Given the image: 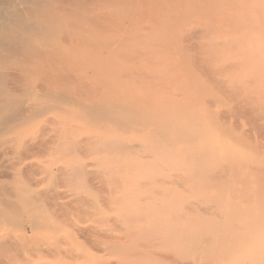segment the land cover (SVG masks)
<instances>
[{
	"label": "rangeland",
	"instance_id": "rangeland-1",
	"mask_svg": "<svg viewBox=\"0 0 264 264\" xmlns=\"http://www.w3.org/2000/svg\"><path fill=\"white\" fill-rule=\"evenodd\" d=\"M7 1L9 2L10 0H0V14L5 10ZM70 1L67 0L66 2L70 4ZM91 1L84 0L82 2L84 5L82 3L78 4L76 10L79 11L75 10L74 15L76 16L72 17L74 22H78L80 18L78 25L72 22L78 28L74 26L76 29L72 30L73 25L71 24L67 29L69 34L82 31L84 29L82 27H85L89 30L86 35L89 36V41H92V46L99 43L102 44L100 47L103 48L108 46L105 43L108 42L111 45L114 39L117 40L115 37H120L121 39V37L134 36L132 30H134L135 36L140 37V39L135 37L136 40L131 41L130 39L126 41V38L124 40V47L123 44L116 43L117 41L119 42V39L115 43H112L111 47L115 51L111 50V52L110 50L107 51L109 48L105 49L106 47L104 49L100 48L103 52L99 51V47L97 49L92 47L96 50L94 52L89 51V58L91 60L83 56L74 57L75 62L73 66L84 65L85 60L86 64L99 75L97 76V80L93 78L95 84H102V81L98 77H108L111 72L117 78L118 85H120L118 87L116 85L115 93L112 98H109L110 103L125 107L120 109L121 112H126L133 116L137 114L138 118H140L139 120H142L144 124L139 123L129 130H120L107 125H99L97 127L84 119V113L80 107L67 106V108L64 106L63 109L65 110L59 111L57 109L26 125H11L14 127L13 130H15L13 132L8 131V133L6 131L8 128L12 129L11 126L4 128L1 131L4 132L0 134V196L2 194L1 197L5 198L3 200L1 198L0 200L1 209L6 212L8 209L12 211L16 208H14V204L16 206L18 196L17 194L14 196L16 193L14 191L18 188L21 192L19 190L17 193L21 195L25 191L24 196L40 206L38 207V209H41L38 211V216L44 220L47 227L45 226L40 231L32 232L29 226L22 227V230L9 223L1 226L0 264H241L244 258L246 264H259L261 259L259 263L255 259L249 260L247 263L246 259L248 257L251 258L255 251V253L260 251L262 255L264 254V220H262L264 218V62L260 64V61L264 59V25H262L264 23V1L261 4L257 2L258 0H244L239 5L238 0H222V2L221 0H212L209 1L210 4H208V0H195L197 1L195 3H193L194 0H188V5L192 3L196 5V8L191 6L189 9L188 2L186 3L187 0H169L173 1L172 3L168 2V0L164 2L163 0H159V4L163 2L164 5L162 4V8L158 5L157 8L160 10L164 9L156 11L157 8L154 6H157V2L155 4L152 1L154 4L152 5L151 1L148 0L150 4L147 3V6V4H142L146 2L145 0H137V9L136 7H132V5L135 6L132 2L125 4L122 0H118L117 3H120V5L116 6L122 8V12L119 9L118 13L122 15V13H125V10H131L127 11L131 12L130 16L128 15L129 13L123 14L124 17L126 16L125 20L122 19L123 16L119 18L120 14L118 15L119 17L115 15L114 12L117 14V11L114 10L116 6L115 8L112 7V11L108 13L99 11L101 17L98 14H93V16L90 13L88 16L82 10L97 7ZM236 1H238L236 5L242 7L244 11L241 8H239L241 11H238V7L234 4ZM248 3L256 5H254L255 7L252 6L253 10ZM59 4H61L60 0ZM69 4L67 5L68 8ZM71 5L72 7L74 6L73 4ZM207 5L211 6L208 7ZM62 6L64 7V5ZM82 6L83 8H81ZM85 6L88 8H85ZM183 6L186 9H183ZM206 6L209 8L207 12ZM234 7L236 10H234ZM192 8L197 11L192 10ZM245 8L248 9V12ZM136 9L138 14L135 12ZM170 9H174L175 13ZM214 9L219 12L217 16L213 13ZM223 12L227 13L224 14ZM162 13L168 14L167 17H172V19L178 16L181 18H176L178 22L174 20L172 22V19L168 18L169 22L167 17L164 16L166 21L164 20L163 24L161 17L164 14ZM78 15L81 16L78 17ZM131 16L135 20H131ZM84 18H88L87 20L90 21V24ZM107 23L109 24L107 25ZM166 23H169L171 26ZM172 23H175L173 24L175 27L172 26ZM238 23H241L242 26L240 25L239 27ZM117 24H120L122 27L120 25L118 27ZM140 24H144V29ZM176 24H179V26ZM94 25L97 27L93 29ZM134 26L136 29L133 28ZM257 27L260 28L258 29ZM100 28L104 30L108 29L105 33ZM213 28H217V30H211ZM168 29L170 30L168 31ZM153 30H156V32ZM160 31L165 32L166 35ZM92 35L96 36L95 40L99 39V41H95ZM159 35L162 40L158 38ZM107 36H111L114 39L111 40ZM151 36L156 38H152ZM106 38L112 42L110 43ZM157 40H159V45H162L163 49L159 48V45V47L157 46ZM249 41H258L260 45L244 56L245 60L240 62L241 58H237L243 51L249 49L248 44L246 45L245 43ZM156 42L157 44H155ZM92 48L90 49L92 50ZM148 49L152 52L156 51V55H148H154V58H145V52H148L146 51ZM136 50L139 55L141 53V56L137 55ZM100 52H105V55L111 53L110 55H114V57L123 54L124 58L121 61V58L119 59L118 57H122L123 55L118 56L119 63L109 62L105 66L98 65V67L95 66L94 62ZM127 53L129 55L136 54V56H132L133 59H128V61L126 57L129 55ZM125 55L127 56L125 57ZM164 55L166 61H161L165 59ZM149 58H152V60ZM124 59L128 62H125ZM148 59L150 61H147ZM255 63L258 64L256 65ZM124 64H127L130 70L126 65L122 68L121 66ZM119 66L122 71L119 70ZM117 67L119 68L117 69ZM123 70H125L124 73ZM119 71L122 73L124 80L120 77ZM134 73L136 75L142 74L143 77L136 76ZM73 75L70 72L69 78L74 79L75 76ZM161 76L165 78L162 82L161 80L164 78L160 79ZM77 77L79 78V75ZM77 77L74 81L76 84H80L81 77L80 79ZM141 77L143 80H141ZM10 80L13 81V79H9V81L7 79L4 82L5 86L8 89L14 88L17 91V87L15 88L14 85L18 86L19 83L14 84L13 82L11 84ZM144 80L147 82H143ZM154 81L157 83L159 81L161 83L166 81V84H158V87ZM103 82L108 83L106 81ZM126 84L127 86H125ZM98 85L100 84H97V87ZM143 85H150V87L144 88ZM161 85L166 86L168 89H164H167V91L163 88V90L160 89ZM122 87L129 91L123 90ZM142 90H146L147 94L145 93L146 91ZM166 92L169 95L167 93L166 96ZM0 97L2 98L1 95ZM168 99H172V102H169ZM160 113L163 114V117H161ZM166 113L167 116L164 117ZM181 117L186 120L189 119L188 122L185 119V121H182ZM168 118H171L170 121ZM149 119H155L158 124L156 125L157 122H154L149 127L148 125L146 126L145 123ZM185 122L188 124H185ZM101 137L107 138L109 141L117 140L116 142H118L120 140L122 141H119L120 144L143 146L138 150V156L136 155L133 158L122 161L111 160L112 157L108 158L107 155L101 156L104 154L102 150L101 152L99 150L100 145L96 146L94 142L95 139L98 140ZM188 150L190 151L187 152ZM149 151L151 152L148 153ZM152 151L157 155V158L161 159L159 170L156 171L153 165L144 169H138L136 165L142 164L146 157H150V155L154 157ZM157 151L162 153V155L159 153V156ZM192 151H196L197 156H202L203 154L202 160L206 161V164L208 163L206 167L212 166V169L206 171L205 162L197 164L201 157L198 158L199 160L197 159V162L195 159L188 160L190 157L188 158L187 156H195V152L191 154ZM163 153L172 157L167 156L168 160H166V155L164 156ZM143 155L145 158L142 157ZM206 155L209 156L208 159L205 158ZM182 156H184L183 159ZM188 161H190L189 165L191 164L193 168L191 170L195 171L194 168H196V170H199H197V174H201V176L198 174L200 177H197L194 183L189 181L193 179L194 172L191 171L192 174L189 170L191 167H187ZM193 164L194 166L197 164V166L194 167ZM133 165L135 166L134 171H132ZM222 165H225L226 169ZM164 166H166V171ZM198 166L200 167L198 168ZM174 168L177 171H174ZM113 169L119 173L116 178L112 177L110 172L108 173V171ZM220 169L221 174L224 173V170L225 172L227 171L224 173L227 174L224 175L225 177L223 176L224 179L218 177L221 174L216 173ZM185 170L189 171H187L188 174ZM164 171L168 173V176L171 175L172 177L174 173H178L175 176L182 175L178 180L174 176L175 181H171L174 177L170 176V178H166L167 173L164 174ZM236 172L239 173L237 176L239 180L233 176L234 174L237 175ZM190 173L192 174V179L189 178L191 176ZM214 173L217 177L212 176ZM209 174L211 175L210 177H215L214 181L216 180L218 185L214 181L213 183L217 187L214 185L215 188H213L212 183V186L208 184L210 187H207L210 189H207V194L203 196L204 193H201L200 189H203V187L199 185L207 183L206 181L212 179L206 177ZM162 177L168 182L166 183ZM187 177L189 180H186ZM152 178L154 180L162 179L166 184L169 181H171V184L175 182L173 188L176 190L171 187L173 189L169 192L171 194L166 193L168 194V198L160 192L162 193L161 197L160 193L157 194L158 190L163 191L164 189H159L157 182V185L151 183ZM182 178L185 184L188 183L189 188L179 181ZM221 178L223 181L225 179L231 181L227 183V188H225V183L228 180L222 183ZM16 179L17 182H15ZM8 180L9 182H7ZM10 181H12L11 187L9 185ZM178 181L181 185L178 184L177 187L176 182ZM221 184L225 188L223 190H226L223 194L221 190L222 186L219 187ZM182 185L185 188L181 187ZM168 188L170 187L167 186ZM178 188L180 192L183 188L185 191L187 189L190 194L188 191L185 192L184 189L183 193L177 194ZM167 189L165 192L169 191ZM220 190L222 191V195L219 193ZM204 191L206 193V190ZM243 191L245 195L242 194ZM240 192L241 195H244L243 198L241 196L239 198ZM229 193L233 194V199ZM215 195L218 197H215ZM209 196L212 199L214 198L213 203L210 202L211 198H207ZM26 197L25 199H28ZM234 198L236 199L235 201ZM215 199L218 202H215ZM198 200L201 201L198 203L199 206H197ZM240 200L244 202L250 201L248 202L250 204L240 202ZM232 202L240 204V209L238 210L237 208L234 211L233 206L230 208V204L233 205ZM203 203L211 207L209 208V206ZM213 204L218 207H214ZM203 205L206 207L204 208ZM246 205L250 209V213L252 212V214H248L250 217L254 216L253 218H250L246 213V211L249 212L248 209L245 210ZM188 206L192 209L188 210ZM258 208L260 210L263 209L261 210L263 211V215H261ZM198 209L200 212L197 211ZM210 210L218 211L211 212ZM243 210L245 211L242 212ZM11 211L8 210V212ZM41 211L43 213L39 214ZM194 211L197 214H194ZM237 212H240V215ZM241 212L243 216L245 214L248 216L250 226L247 225L248 223H245L246 215L243 222L242 218L239 219ZM44 213L46 216H44ZM229 213L231 216H226ZM47 215H52V217L54 215V219L52 217L50 219L48 216L50 219L48 220L46 218ZM43 216L46 219L42 218ZM260 220L262 221L260 222ZM243 223L247 225L246 230L251 229L249 233L252 232L248 233V237L245 235L246 239L242 236L244 234L240 235L241 233L239 232H245V234L248 232L244 229L245 225ZM242 227L244 232L241 230ZM226 230L229 232L227 233ZM193 233L194 235H191ZM228 234H234L235 236L233 238L231 235L228 236ZM235 237L236 240H234ZM262 258L263 261L260 264H264V257Z\"/></svg>",
	"mask_w": 264,
	"mask_h": 264
},
{
	"label": "bare ground",
	"instance_id": "bare-ground-1",
	"mask_svg": "<svg viewBox=\"0 0 264 264\" xmlns=\"http://www.w3.org/2000/svg\"><path fill=\"white\" fill-rule=\"evenodd\" d=\"M67 1V0H66ZM66 1H61L60 0V2H61V4L62 5H64V7L61 5V4H59V0H10L9 2H8V4H7V2H6V4L5 5H7L6 6V8H4L5 10L0 14V95L2 96V98L0 97V99H2L1 100V102H0V134L1 133H3V132H1L2 130H4V128H8V127H10L11 125L13 126V125H18V126H21V125H26L27 123H30V122H32V121H34L35 119H37V118H39V117H41V116H44V115H47V114H49V113H51L52 111H55V110H59V111H62V109H63V107L64 106H71V107H75V108H78V107H80L82 110H83V113H84V119H86L88 122H90V123H92L94 126H97V127H99V125H107V126H113V127H116V128H118V129H120V130H129L130 128H132L133 126H136L137 124H139V123H142V124H144L143 123V121L141 120H139L140 118H138V116H137V114H136V116H133V115H129V114H127L126 112H121L120 111V109L121 108H125V107H122L121 105H116V104H111L110 103V99L109 98H112V96H113V94L115 93V90H116V85H117V87L120 85H118V83H117V78L110 72L109 73V76L108 77H105V76H103V77H98V79L99 80H101L102 81V84L101 83H97V84H100V85H98V87H97V84H95V80L93 81V78H96V80H97V76H99L98 74H96L97 72L95 71V70H93V69H91L90 67H89V65L88 64H86V61L84 60V65L82 64V65H76V66H73V63L75 62V60H74V57H78V56H83V57H85V58H87L88 60H91L90 58H89V51H92V52H94V50H96L98 47H99V51L101 50L100 48H103V47H100L102 44H99V43H97L95 46H92V41H89V36H87L86 35V33H87V31H89L88 29H86L85 27H82V28H84L82 31H78V32H74V33H70L69 34V32L67 31V29L71 26V24H72V22H74L73 21V19H72V17H74V16H76V15H74L75 14V10L77 9V7H78V4H80V3H82V2H84V0H71L70 2V4H69V2H66ZM93 1V3H94V5L96 6L97 5V7H95V8H88V7H86L85 6V8H88L89 10H85V9H83L82 11H84V13L85 14H88V16L91 14V15H93V14H98L99 15V11H102V12H105V13H108V12H110V11H112L111 9H112V7H114L115 8V6L116 5H120V3L118 4L117 2H118V0H92ZM91 1V2H92ZM133 1H135V2H133ZM140 1V0H139ZM143 1V0H142ZM146 2L145 3H142V4H147V3H149L150 4V1H151V4L152 5H154L153 4V2L156 4V2L158 3L157 4V6H154V7H158V5H160L159 7L160 8H162L163 7V2L165 1V0H163V2H161V4H159L160 3V1H162V0H150V1H148V0H145ZM153 1V2H152ZM190 1V0H189ZM189 1L187 0L186 1V3H187V5L189 4ZM193 1V0H192ZM201 1V0H200ZM205 1H207V0H205ZM209 1H212V0H208L207 2H209ZM227 1V0H226ZM239 1V5H241V1H244V0H238ZM238 1H236V3H234L235 4V6H237L236 4L238 3ZM250 1V0H249ZM255 1V0H254ZM262 1H264V0H258L257 2L258 3H261L262 4ZM3 2V1H2ZM62 2H64V3H62ZM66 2V3H65ZM122 2H125V4L127 3V4H129V3H133V4H135V6H133L132 5V7H136L137 9H138V6H137V0H122ZM168 2H173V1H169L168 0ZM177 2V1H176ZM176 2H174L175 4H176ZM195 2H197V1H195L194 0V2L193 3H195ZM206 2V3H207ZM219 2V1H218ZM221 2H222V0H221ZM220 2V3H221ZM232 2V1H231ZM3 3H5V2H3ZM69 4V8H68V4ZM96 3V4H95ZM186 3H185V5H186ZM191 4V5H188V7H189V9H190V7L192 6V7H195L196 8V5H194V4ZM246 3V2H245ZM256 3V2H255ZM2 4V3H1ZM65 4H66V6H65ZM71 4H73L74 6L72 7V5ZM83 5H84V3H82ZM140 4V3H139ZM138 4V5H139ZM163 4V5H162ZM197 4V3H196ZM201 4V3H200ZM208 4H210V2L208 3ZM219 4V3H218ZM251 5V3H248V5ZM3 5V7H5L4 6V4H2ZM60 5V6H59ZM75 5H77V6H75ZM88 5V4H87ZM177 5V4H176ZM184 5V4H183ZM184 5V6H185ZM230 5H231V3H230ZM247 5V6H248ZM255 4H253V5H251V8H252V6H254ZM118 6H116V9H114V10H116L117 11V14H116V12H114V10H113V12L115 13V15L117 16V17H119V18H121V16H123V14H125V13H129V12H127V11H131V10H123L125 13H122V15L120 14V13H118L119 11V9H121L120 11L122 12V8L121 7H118ZM147 6H148V4H147ZM166 7H167V5H165ZM183 6V9L185 8L186 9V7H184ZM208 7H210L211 5H207ZM206 6V12H207V9H209L208 7ZM256 6V5H255ZM254 6V7H255ZM263 6V5H262ZM67 9H66V8ZM72 7V8H71ZM166 7H165V10H166ZM172 7H173V4H172ZM187 7V8H188ZM214 7H216L215 5H214ZM213 7V8H214ZM231 7V6H230ZM238 7V11L240 10L239 8H241V10H243V8L242 7H239V6H237ZM248 7H250V6H248ZM247 7V8H248ZM261 7V6H260ZM71 8V10H69ZM81 8H83V6L81 7ZM118 8V9H117ZM147 8V7H146ZM149 8V7H148ZM201 8V7H200ZM217 8V7H216ZM223 8V7H222ZM235 8V7H234ZM247 8H245L246 10H247V12H248V9ZM250 8V9H251ZM92 9V10H91ZM137 9L135 10V12L137 11ZM164 9V8H163ZM163 9H161V10H163ZM197 9H198V7H197ZM233 9V8H232ZM249 9V10H250ZM256 10H257V8H255ZM157 10H160V9H156V11ZM160 10V11H161ZM168 10H169V8H168ZM171 10V9H170ZM173 10V12L175 13V11H174V9H172ZM171 10V11H172ZM192 10H196V9H194V8H192ZM234 10H236V8L234 9ZM240 10V11H241ZM252 10H253V8H252ZM264 10V9H263ZM76 11H79V10H76ZM187 11V10H186ZM197 11V10H196ZM209 11V10H208ZM214 12L213 13H215L216 14V16H217V14L219 13L218 12V10H216L215 11V9L213 10ZM220 11H222V10H220ZM244 11V10H243ZM134 12V11H133ZM134 12V13H135ZM166 12V11H165ZM204 12V11H203ZM246 12V13H247ZM250 12H251V10H250ZM83 13V12H82ZM90 13V14H89ZM131 13V12H130ZM130 13L128 14L129 16H130ZM133 13V15L135 16V14ZM137 13V12H136ZM159 13V12H158ZM224 14L225 13H227V12H223ZM254 13V12H253ZM260 13V12H259ZM79 14H81V13H79ZM104 14V13H103ZM110 14V13H109ZM120 14V15H119ZM138 14V13H137ZM162 14H164V13H162ZM171 14H173V13H171ZM203 14H205V13H203ZM215 14H213V15H215ZM221 14V13H220ZM219 14V15H220ZM223 14V15H224ZM240 14V13H239ZM250 14H252V13H250ZM81 15H83V14H81ZM81 15H78V17L79 16H81ZM106 15V14H105ZM112 15V14H111ZM119 15V16H118ZM132 15V14H131ZM132 15V16H133ZM146 15H148V14H146ZM187 15V14H186ZM262 15V14H261ZM94 16V15H93ZM97 16V15H96ZM100 16V15H99ZM132 16H131V20H135V19H132ZM134 16H133V18H134ZM164 16H168V14H164L163 15V17H161V22L163 23V21L165 20L164 18ZM184 16V15H183ZM254 16V15H253ZM85 17H87V16H85ZM101 17V16H100ZM126 17V16H125ZM124 16H123V18L122 19H124L125 18ZM142 17H144V16H142ZM179 17V16H178ZM178 17H174V19H172V17L171 18H169V17H167V20H168V18L169 19H172V22H173V20L174 21H177L178 19H176V18H178ZM190 17H192V16H190ZM207 17V16H206ZM241 17V16H240ZM244 17H246V16H244ZM256 17V16H255ZM130 18V17H129ZM179 18H181V17H179ZM188 18V17H187ZM236 18H237V16H236ZM235 18V19H236ZM247 18V17H246ZM262 18V17H261ZM86 18H84V20H85ZM88 19V18H87ZM86 19V21H89V20H87ZM122 19H119V20H122ZM189 19V18H188ZM187 19V20H188ZM230 19V18H229ZM238 19V18H237ZM240 19V18H239ZM249 19H250V17H249ZM248 19V20H249ZM77 20V19H76ZM117 20V19H116ZM125 20V19H124ZM128 20V19H127ZM130 20V21H131ZM262 20V19H261ZM264 20V19H263ZM262 20V21H263ZM79 21H80V18H79ZM78 21V22H79ZM97 21V20H96ZM106 21V20H105ZM129 21V22H130ZM166 21V20H165ZM164 21V22H165ZM169 22H170V20H168ZM185 21V20H184ZM77 21H75L74 23L76 24V25H78V22L76 23ZM100 22V21H99ZM102 22V21H101ZM123 22V21H122ZM157 22V21H156ZM161 22H159V23H161ZM178 22V21H177ZM258 22V21H257ZM94 23V22H93ZM105 23V22H104ZM131 23V22H130ZM129 23V24H130ZM159 23H157V24H159ZM212 23V22H211ZM88 24V23H87ZM89 24H90V21H89ZM109 23H107V25H108ZM121 24V23H120ZM119 24V25H120ZM145 24V23H144ZM143 24V25H144ZM164 24V23H163ZM167 24V23H166ZM169 24V23H168ZM167 24V25H168ZM173 24H175V23H172V26L173 27H175ZM239 24V27H240V25H241V23H238ZM253 24V23H252ZM254 24H256V23H254ZM73 26V28H71L72 30L73 29H76V28H74V26H76V25H74V24H72ZM92 25V24H91ZM99 25V24H98ZM119 25L117 24V26L119 27ZM122 25H124V24H122ZM141 25V24H140ZM143 25H141V27L143 26ZM159 25H162V24H159ZM177 26H179V24H176ZM249 25V24H248ZM262 25H264V23L262 24ZM95 27H92L93 29L94 28H96L97 26L96 25H94ZM103 26V25H102ZM101 26V27H102ZM104 26H106L105 24H104ZM103 26V27H104ZM111 26V25H110ZM113 26V25H112ZM121 26V25H120ZM125 26H126V24H125ZM164 26H166V25H164ZM169 26H171L170 24H169ZM242 26V25H241ZM245 26V25H244ZM247 26V25H246ZM253 26V25H252ZM77 28H78V26H76ZM108 27V26H107ZM122 27V26H121ZM120 27V28H121ZM126 27H128V26H126ZM137 27V26H136ZM140 27V28H141ZM144 27L145 26H143V29H144ZM149 27V26H148ZM173 27H171V28H173ZM79 28H81L80 26H79ZM81 28V29H82ZM125 28V27H124ZM133 28H135V26L133 27ZM222 28V27H221ZM258 28V27H257ZM260 28V27H259ZM258 28V29H259ZM262 28V27H261ZM90 29V28H89ZM108 29V28H107ZM107 29H101L100 28V30H104V32L106 33V30ZM116 29L118 30V28L116 27ZM136 29V28H135ZM148 29V28H147ZM215 28H213V29H211V30H214ZM250 29V28H249ZM255 29V28H254ZM91 30V29H90ZM99 30V29H98ZM98 30H96L97 32H99ZM120 30V29H119ZM141 30H142V28H141ZM164 30H165V28H164ZM167 30V29H166ZM170 29H168V31H169ZM172 30V29H171ZM215 30H217V28L215 29ZM67 31V32H66ZM102 31H101V33H102ZM111 31H112V29H111ZM136 31V30H135ZM147 31V30H146ZM151 31V30H150ZM154 31V30H153ZM152 31V32H153ZM167 31V32H168ZM208 31V30H207ZM210 31V30H209ZM222 31V30H221ZM71 32V31H70ZM109 32V31H108ZM113 32V31H112ZM125 32V31H124ZM154 32H156V30L154 31ZM153 32V33H154ZM159 32V31H158ZM161 32V31H160ZM211 32V31H210ZM209 32V33H210ZM213 32V31H212ZM132 33L134 34V36L133 35H131L130 37H128V36H126V38L128 39H126L125 37L123 38V37H121V39H120V37L118 38V37H115L114 35H113V37H115V38H117V40H119V42L116 40V39H114V38H111V36L110 37H108L109 39H114L113 40V42L111 41V40H108L107 38H106V40H108V41H110V43L112 42V43H115L116 41V43H119L120 45H122L123 44V47H124V40L126 39V41H129L130 39H131V41L132 40H136V38L137 39H140V37L138 38L137 36H135V33H134V30H132ZM161 33H165V32H161ZM208 33V34H209ZM247 33V32H246ZM104 34V33H103ZM114 34H115V32H114ZM130 34V33H129ZM128 34V35H129ZM155 34V33H154ZM158 34V33H157ZM169 34V33H168ZM165 35H166V33H165ZM164 35V36H165ZM93 37H94V40L96 39V36H94V35H92ZM133 36V37H132ZM140 36V35H139ZM150 36V35H149ZM155 36H156V34H155ZM221 36V35H220ZM98 37V36H97ZM132 37V38H131ZM136 37V38H135ZM152 37V36H151ZM141 38H143V37H141ZM152 38H156V37H152ZM160 40H162L161 39V37H160V35H159V37H158ZM162 38H163V36H162ZM174 38V37H173ZM149 39V38H148ZM151 39V38H150ZM170 40H172V39H170ZM259 40V39H258ZM95 41H99V39L98 40H95ZM102 42H103V40H101ZM120 41H122V42H120ZM168 41H169V39H168ZM104 42H107V41H104ZM135 42V41H134ZM157 42H158V44H157ZM157 42L155 43V44H157V46L159 45V40H157ZM260 42H261V40H260ZM91 43V44H90ZM112 43H111V45H109V43L107 42V43H105V45L107 44L108 46L106 47L105 45H103V46H105L104 48L105 49H107V48H109V49H107V51H109L110 50V52H111V50L112 51H115V50H113L112 49ZM132 43V42H131ZM137 43V42H136ZM135 43V45H137ZM149 43H151V42H149ZM148 43V44H149ZM170 43V42H169ZM246 43V45L248 44V46H249V49L247 50V51H243L241 54H240V56H238V58L237 59H239V58H241L240 59V62H243L244 60H245V57L244 56H246V55H248L250 52H252V50H254L255 48H257V47H259V42L258 41H256V42H245ZM262 43V42H261ZM147 44V43H146ZM154 44V45H155ZM166 44V43H165ZM98 45V46H97ZM129 45V44H128ZM150 45V44H149ZM167 45H169L168 43H167ZM97 46V47H96ZM117 46V45H116ZM151 46V45H150ZM149 46V47H150ZM157 46H155V47H157ZM160 46V47H159ZM158 47L159 48H162L161 46L162 45H159ZM88 49H87V48ZM92 48V47H95V48H92V50L90 49V48ZM167 47V46H166ZM103 48V49H104ZM111 48V49H110ZM117 48V47H116ZM127 48V47H126ZM241 48V47H240ZM139 49V48H138ZM163 49V48H162ZM117 50H118V48H117ZM122 50V49H121ZM126 50V49H125ZM132 50V49H131ZM140 50V49H139ZM159 50V49H158ZM102 51V50H101ZM146 51H148V52H145L146 53V57L145 58H147V57H153L154 58V55H156L155 54V52H152L151 50H146ZM150 51V52H149ZM165 51V50H164ZM97 52H98V50H97ZM103 52V51H102ZM126 52V51H125ZM136 52H137V50H136ZM99 53V52H98ZM105 53V52H104ZM104 53H101L100 52V54H98L99 56L96 58V61L94 62V64H95V66H98V65H103V66H105V64H107V63H119L118 61H119V59L121 58V61L123 60V58H124V55L122 56V55H118V56H122V57H114V55H110L109 53L107 54V55H105ZM92 54V53H91ZM142 54H144V53H142ZM149 54H154L153 56L152 55H150V56H148ZM172 54V53H171ZM127 55H129L128 53H127ZM127 55H125V57L127 56ZM137 55H139V53L137 52ZM130 56H131V58H130ZM132 56H136V54H132V55H129L128 57H126L127 58V60L129 59V60H131V59H133V57ZM139 56H141V53H140V55ZM143 56V55H142ZM138 58V57H137ZM164 58L165 59H163V60H161V61H166V57H165V55H164ZM134 59H136V58H134ZM141 59H142V57H141ZM150 60H152V58H149ZM147 60V61H150V60ZM127 60H125L124 59V61L125 62H128ZM242 60V61H241ZM146 61V62H147ZM124 62V63H125ZM145 62V63H146ZM155 62V61H154ZM160 62V61H159ZM264 62V59H262L261 61H260V64H262ZM144 63V64H145ZM158 63V62H157ZM90 64V63H89ZM123 64V63H122ZM128 64V63H127ZM127 64H124L123 66H121L122 68L126 65V67L128 66ZM133 64V63H132ZM150 64H152V63H150ZM160 64H162L161 62H160ZM184 64V63H183ZM230 64V63H229ZM256 65L258 64V63H255ZM117 66V65H116ZM133 66V65H132ZM143 66V65H142ZM99 67V66H98ZM120 67V66H119ZM119 67H117V69L119 68ZM121 67L119 68V70H121L122 71V69H121ZM146 67H148V66H146ZM157 67H159L158 65H157ZM156 67V68H157ZM128 68V67H127ZM129 70H130V68H128ZM146 69V68H145ZM144 69V70H145ZM124 71L125 70H123V73H124ZM128 71V70H127ZM133 71H135V70H133ZM140 71V70H139ZM146 71V70H145ZM73 73L74 75L73 76H75V78L79 75V78L78 79H80V77H81V81H80V84H76V82L74 81V79H70L69 78V73ZM154 72V71H153ZM99 73V72H98ZM119 73H120V71H119ZM136 73V72H135ZM134 73V74H135ZM142 73V72H141ZM76 74H77V76H76ZM103 74V73H102ZM121 74V78L123 79V77H122V73H120ZM138 74V73H137ZM143 74V73H142ZM142 74L141 75H136V76H142ZM154 74H155V72H154ZM153 74V75H154ZM157 75V74H156ZM123 76L125 77V75L123 74ZM131 76V75H130ZM145 76H147L146 74H145ZM149 76H152V75H149ZM132 77V76H131ZM130 77V78H131ZM134 77V76H133ZM143 77V76H142ZM141 77V80H143V78ZM154 77V76H153ZM157 77V76H156ZM155 77V78H156ZM127 78V77H126ZM144 78H146V77H144ZM159 78V77H158ZM162 78H164V77H160V79H162ZM8 79V81H9V79H13V81L12 80H10V82H12L11 84H13V82H14V84L15 83H19L18 84V86L15 84L14 86H15V88L17 87V91H16V89H14V88H11V86L10 85H8L11 89H8L6 86H5V84H4V82H6V80ZM134 79H136L135 77H134ZM148 79H150V78H148ZM15 80V81H14ZM124 80V79H123ZM151 80H152V78H151ZM157 80V79H156ZM165 80V78L163 79V80H161V82L162 81H164ZM100 81V82H101ZM103 81H106V82H108V83H104ZM138 81V80H137ZM149 81V80H148ZM167 81V80H166ZM165 81V82H166ZM142 82V81H141ZM143 82H147V81H143ZM150 82V81H149ZM152 82H153V80H152ZM151 82V83H152ZM155 82V81H154ZM160 81L157 83V82H155V84L157 83V86H158V84H164L165 82H163V83H161ZM127 83H128V81H127ZM135 83V82H134ZM138 83V82H137ZM10 84V83H9ZM130 84V83H129ZM142 84V83H141ZM166 84V83H165ZM164 84V85H165ZM123 85H124V83H123ZM131 85V84H130ZM130 85H128V86H130ZM138 85V84H137ZM153 85V84H152ZM125 86H127V84L125 85ZM144 86V85H143ZM156 85H155V87H157ZM91 87V88H90ZM142 87V86H141ZM145 87H150V85H148V86H144V88ZM159 87V86H158ZM157 87V88H158ZM172 87V86H171ZM90 88V89H89ZM124 87H122V89H123ZM164 89V88H167L166 86H160V89ZM14 89V90H13ZM133 89H134V87H133ZM137 89V88H136ZM147 89V88H146ZM162 89V90H163ZM168 89V88H167ZM167 89L165 90V91H167ZM88 90V91H87ZM123 90H127V89H123ZM139 90V89H138ZM148 91H149V89H147ZM156 90V89H155ZM159 90V89H158ZM127 91H129V90H127ZM142 91H146V90H142ZM161 91V90H160ZM171 91V90H170ZM106 92H108L107 94H106ZM152 92V91H151ZM134 93H136V92H134ZM146 94H147V91L145 92ZM153 93V92H152ZM168 92H166L165 93V95L167 94ZM149 94V93H148ZM168 95H169V93H168ZM167 96V95H166ZM177 97V96H176ZM155 98V97H154ZM172 98V97H171ZM175 98V97H174ZM166 99H167V97H166ZM123 100V99H122ZM168 101L170 102H172V99L171 100H169L168 99ZM161 102H162V100H161ZM169 102H168V105H169ZM165 103V102H164ZM174 103V102H173ZM172 104V103H171ZM171 106V105H170ZM132 107V106H131ZM68 108V107H67ZM128 108V107H127ZM63 110H65V109H63ZM67 110V109H66ZM130 110H131V108H130ZM129 110V111H130ZM125 111V110H124ZM128 111V112H129ZM66 112H68V111H66ZM163 112V111H162ZM183 112V111H182ZM83 113H81V114H83ZM168 113V112H167ZM167 113H166V115H164V117L165 116H167ZM172 113V112H171ZM162 116L161 117H163V114L162 113H160ZM186 115V114H185ZM160 116V115H159ZM170 116V115H169ZM187 116H188V114H187ZM175 117V116H174ZM178 117H180V116H178ZM75 118V117H74ZM148 118V117H147ZM150 118V117H149ZM153 118V117H152ZM167 118V117H166ZM182 118V117H181ZM164 119V118H163ZM163 119H162V121H163ZM169 119V118H168ZM171 119V118H170ZM170 119H169V121H170ZM176 119H177V117H176ZM183 119V118H182ZM182 119H180V120H182ZM185 119V118H184ZM182 120V121H185V120ZM194 119V118H193ZM192 119V120H193ZM160 120V119H159ZM165 120V119H164ZM167 120V119H166ZM174 120V119H173ZM172 120V121H173ZM189 120V119H188ZM188 120H186L187 122H188ZM156 123L157 121L155 120V119H149L148 121H146V123H145V125L147 126L148 125V127H149V125L151 124V123ZM164 122V121H163ZM167 122V121H166ZM160 123H162V122H160ZM174 123V122H173ZM179 123V122H178ZM190 123V122H189ZM192 123V122H191ZM158 124V122L156 123V125ZM164 124V123H163ZM185 124H188V123H186L185 122ZM198 124V123H197ZM165 125V124H164ZM163 125V126H164ZM168 125V124H167ZM11 126V127H12ZM177 126V125H176ZM13 128L14 127H12V129L11 128H8V130L6 129V131L8 132V131H10V132H13V131H15V130H13ZM21 128V127H20ZM22 128H23V126H22ZM153 128H155V127H153ZM9 129H11V130H9ZM157 129V128H156ZM174 129V128H173ZM20 130V129H19ZM170 130H172L171 128H170ZM186 130V129H185ZM5 131V132H6ZM152 131V130H151ZM112 132V131H111ZM9 133V132H8ZM100 137V136H99ZM98 138V137H97ZM92 140V139H91ZM173 140H174V138H173ZM178 140H179V138H178ZM117 141V140H116ZM115 140H113V141H109L107 138H104V137H101V138H99L98 140H96L95 139V143H96V146H99L100 145V148H99V150H100V152H101V150H102V153L104 154V155H101L102 157L103 156H108V158L110 157H112L111 158V160H119V161H122V160H128L129 158H133L134 156H136L137 155V152L139 153V149L143 146H137V145H127V144H120L119 143V141L120 140H118V142H116ZM162 141V140H161ZM92 142V141H91ZM120 142H122V141H120ZM175 143V142H174ZM92 145H94L93 143H92ZM95 146V147H96ZM163 146H164V144H163ZM93 147V146H92ZM166 147V146H165ZM96 150H97V148H96ZM167 150V149H166ZM168 151V150H167ZM190 150H188L187 152H189ZM97 152H98V150H97ZM151 151H149L148 153H150ZM153 152V151H152ZM155 152H156V150H155ZM169 152V151H168ZM195 152V153H194ZM154 153V152H153ZM157 153L159 154L160 152H158L157 151ZM165 153V152H164ZM163 153V154H164ZM195 154V156H191V155H189V156H187L189 159L188 160H192V159H195V161L197 162V159L199 158V157H201L200 158V161H202L201 163H200V161H198V165L199 164H202L203 162H205V164H204V166L206 167V165H208V163L206 164V161H203L202 160V156H203V154H202V156L201 155H196V151H192L191 152V154ZM208 153V152H207ZM152 154V153H151ZM161 155H162V153H160ZM160 154H159V156H160ZM198 154H200L199 152H198ZM166 155V156H165ZM179 155V154H178ZM182 155H183V152H182ZM138 156V155H137ZM140 156V155H139ZM146 156H148V154H146ZM154 157H151V155H150V157H146L145 158V156L143 155L142 157H144L145 158V160L142 162V164H140L139 166L138 165H136V167L138 168V169H144V168H146V167H148V166H150V165H153V167H154V169L156 170V171H158L159 170V168H160V161H161V159H159V158H157L156 156V154L154 153V155H153ZM164 156H165V158L168 156V157H172V156H170V155H168V154H164ZM163 156V157H164ZM174 156V155H173ZM180 156V155H179ZM207 156V155H206ZM205 156V158H209V156H207L206 157ZM113 157H114V159H113ZM155 157H156V160H155ZM167 157V158H168ZM181 157V156H180ZM107 158V159H108ZM141 158V157H140ZM166 158V160H168ZM184 158V156H182V159ZM206 159V160H207ZM185 160H186V158H185ZM199 160V159H198ZM187 161V160H186ZM190 161H188L187 163V167L189 166V167H191V168H189V170H190V172L193 170V168H192V166H191V164L189 165V163H190ZM210 162V161H209ZM168 163H169V161H168ZM167 163V164H168ZM197 164H195V166H197ZM169 165H171V164H169ZM212 165V164H211ZM166 166H168V165H166ZM166 166H164L165 168V171H166ZM193 166H194V164H193ZM194 166V167H195ZM201 166V165H200ZM200 166H198V168L200 167ZM203 166V167H204ZM212 167V166H211ZM211 167H206L205 168V170L207 171V170H211L212 168ZM222 167L224 168V169H226V166L225 165H222ZM221 167V168H222ZM133 170L132 171H134L135 170V166L133 165ZM131 168V169H132ZM171 169V168H170ZM192 169V170H191ZM195 169V171H192V172H194V174H193V176L194 177H192V174H191V176L189 177V175H188V177L189 178H191L192 180H194V181H192V180H189V178L187 177V179L186 180H189V181H191L192 183H194V182H196L195 180H196V178L198 177H200L201 176V174L200 173H198V174H200V176L197 174V170H196V168H194ZM219 169V168H218ZM173 170V169H172ZM176 169L174 168V171H175ZM184 170V169H183ZM204 170V171H205ZM164 171V174H166L167 172H165ZM177 171V170H176ZM186 171V170H185ZM188 171V170H187ZM186 171V172H187ZM199 171V170H198ZM220 171V172H219ZM252 171H253V169H252ZM110 172V175L112 176V177H117V175L119 174L118 173V171L117 170H115V169H113V170H111V171H108V173ZM163 172V171H162ZM189 172V171H188ZM188 172H187V174H188ZM227 172V171H226ZM225 172V170H224V173H226ZM107 173V174H108ZM217 174H221V169L220 170H218L217 172H216ZM224 173H222L221 175H218V177H222L223 179H224V175H227V174H224ZM237 173V172H236ZM175 174H178V173H174L173 175L175 176ZM206 174H208V173H206ZM109 175V174H108ZM182 174H179V176L177 175V176H175L176 177V179L178 180V178H180V176H181ZM197 175V176H196ZM239 175V173H237V175L236 174H234L233 176H235L236 178H238L237 176ZM264 175V174H263ZM160 176V175H159ZM162 176V175H161ZM170 176L171 175H169L168 176V173L166 174V178H170ZM173 176V177H174ZM211 175L209 174V175H207L206 177H208V179H210V178H212V179H210L209 181H206L207 183H202V185H199V186H201V187H203V189L202 188H200L201 189V193H204V195L203 196H205V194H207V189H210V188H208V187H210V186H212L213 185V188H215V187H217V185H218V182L215 180L214 181V179H215V177H210ZM212 176H216L217 177V175L214 173ZM224 176V177H223ZM163 177H165V176H163ZM163 177H162V179H163ZM172 177V176H171ZM172 177V178H173ZM175 177H174V179L173 180H171V181H175ZM203 177V176H202ZM201 177V178H202ZM234 177V178H235ZM195 178V179H194ZM221 178V179H222ZM227 178V177H226ZM235 178V179H236ZM162 179L161 180H154L153 178H152V180H151V183H155L156 185H157V183L159 184L158 185V187H159V189L161 188V189H164L163 191H160V190H158L159 192L157 193V194H159L160 192H162L163 193V195L165 196V197H167V195L169 194H171V193H169V192H171L173 189H175V188H173L174 187V185H175V182H173L172 184H173V186H172V184H171V181H169V183L168 184H166L168 181L167 180H164V181H162ZM218 179H220V178H218ZM223 179H222V183L224 182H226L227 180V182L225 183V188H227L226 186H227V183L229 182H231L229 179H225L224 181H223ZM242 179V178H241ZM263 179H264V177H263ZM15 180V179H14ZM113 180H114V178H113ZM205 180V179H204ZM238 180H239V178H238ZM259 180V179H258ZM257 180V181H258ZM19 181V180H18ZM179 181L180 182H183L184 181V179L182 178V179H179ZM179 181L178 182H176L177 183V187H178V184H180L179 183ZM211 181V182H210ZM213 181H214V183L215 184H217V185H215L214 183H213ZM1 182V181H0ZM7 182H9V180L7 181ZM11 183L9 184L10 185V187H11V184H12V181H10ZM15 182H17V179H16V181ZM109 182V181H108ZM112 182V181H111ZM157 182V183H156ZM187 182V181H186ZM190 182V183H191ZM211 183H212V185H211ZM111 184V183H110ZM114 184V183H113ZM169 184H171L170 186H169ZM184 186H188V183L187 184H185V182H183L182 183ZM197 184H199V183H197ZM207 184V185H206ZM208 184H210V186L208 185ZM4 185H6L5 183H4ZM14 185V184H13ZM20 185V184H19ZM181 185V184H180ZM179 185V186H180ZM181 186V187H184V186ZM206 186V188H205V186ZM214 185H215V187H214ZM223 184H221V185H219V187H221ZM16 186V185H15ZM111 186V185H110ZM167 186L168 187H172L171 189L170 188H168L169 189V191H166L165 192V190L167 189ZM194 186V185H193ZM208 186V187H207ZM0 187H1V185H0ZM5 187H7V186H5ZM180 187V188H181ZM190 186H188V188H189ZM195 187V186H194ZM193 187V188H194ZM24 188V187H23ZM25 188H26V186H25ZM185 188V187H184ZM183 188V189H184ZM192 188V189H193ZM223 188H224V186H222V188H221V190L223 191H221L220 190V194H221V192H222V194L224 193V192H226V190H223ZM224 188V189H225ZM5 189V188H4ZM8 189H10V188H8ZM7 189V190H8ZM13 189H14V187H13ZM167 189V190H168ZM183 189H181V192H180V189L178 188V192L176 191V193L178 194H180V193H183L182 191H183ZM195 189V188H194ZM220 189V188H219ZM219 189H217L218 191H219ZM19 190L20 189H15V191L14 192H16L15 193V195L14 196H16V194H17V196H18V202H17V204H16V206H15V204H14V208L15 209H13L12 211L10 210V209H8L9 211H11V212H8V210L5 212V211H3V209H1V206H0V227L1 226H3L4 224H6V223H9V224H11V225H13L14 227L16 226V227H18L19 229H23L24 227H27V226H29L30 228L29 229H31L32 230V232L33 231H40V230H42L45 226L47 227V225L45 224V222H44V220L43 219H41L39 216H38V211L39 210H41V209H38V207H40V206H38V204L36 205L35 203H34V201L32 202L31 201V199H29L28 197H26V196H24L25 195V191L23 192V190H22V192L24 193H21V195H20V193H17V191L19 192ZM176 190V189H175ZM204 190H206V193H205V191ZM2 191V190H1ZM4 191V190H3ZM6 191V190H5ZM26 191H27V189H26ZM184 191H185V189H184ZM186 191H188L187 189H186ZM185 191V192H186ZM194 191H196V190H194ZM204 191V192H203ZM14 192H12V193H14ZM20 192H21V190H20ZM168 192V194H166ZM189 192V191H188ZM3 193V192H2ZM5 193V192H4ZM12 193H10V194H12ZM162 193H160L159 195L162 197ZM8 194V193H7ZM19 194V195H18ZM26 194H27V192H26ZM189 194H190V192H189ZM196 194V193H195ZM200 194V193H199ZM209 194V193H208ZM221 194V195H222ZM229 194H231L230 195V197H232L233 196V194L232 193H229ZM242 194H244V191L242 192ZM194 195V194H193ZM197 195H198V192H197ZM224 195H226V194H224ZM223 195V196H224ZM235 195H236V193H235ZM234 195V197H236ZM245 195V194H244ZM244 195H241V192H240V195H239V198H240V196L243 198L244 197ZM1 196H2V194H1ZM0 196V200H1V197ZM12 197H13V195H11ZM163 196V197H164ZM207 196V195H206ZM9 197H10V195H9ZM20 197V198H19ZM25 197L26 198H28V199H25ZM215 197H218V196H216L215 195ZM14 198V197H13ZM17 198V197H16ZM168 198V197H167ZM187 198V197H186ZM201 198V197H200ZM200 198H198V199H200ZM204 198V197H203ZM207 198H211L210 196L209 197H207ZM207 198H206V200H207ZM245 198H246V196H245ZM250 198V197H249ZM249 198H247V199H249ZM3 199H5V198H2V200ZM214 199V198H213ZM213 199L211 198V203H213ZM218 199V198H217ZM224 199V198H223ZM232 199H233V197H232ZM174 200V199H173ZM201 200H203L202 198H201ZM216 200V199H215ZM221 200H222V198H221ZM236 199L234 198V201H235ZM244 200V199H243ZM250 201H251V198L249 199ZM10 201V200H9ZM30 201V202H29ZM199 202H197V206H199V204L198 203H200L201 201L200 200H198ZM245 201V200H244ZM244 201H242V200H240V202H243V203H248V202H250V201H246V202H244ZM32 202V203H31ZM196 202V201H195ZM203 202V201H202ZM207 202V201H206ZM215 202H218L217 200L215 201ZM256 202V201H255ZM8 203V202H7ZM34 203V204H33ZM172 203V202H171ZM187 203V202H186ZM233 203V205L232 204H230V208H231V206H233L232 208H233V210L234 211H236L237 210V208H238V210L240 209L239 207V205L240 204H238L237 202L236 203H234V202H232ZM252 203V202H251ZM4 204V203H3ZM8 204H10V203H8ZM196 204V203H195ZM204 205H207V206H209V208L211 207L210 205H208V204H206V203H203ZM237 204V205H236ZM248 204H250V203H248ZM5 205V204H4ZM35 205H36V207H35ZM202 205V204H201ZM203 205V206H204ZM214 205V207L216 206L215 204H213ZM212 205V206H213ZM221 206H222V204H220ZM219 205V206H220ZM234 205H235V209H234ZM247 206V205H246ZM246 206H244V207H246ZM6 209H7V207L6 206H4ZM11 207H12V205H11ZM10 207V208H11ZM196 207V206H195ZM206 206H204V208H205ZM216 207H218V206H216ZM223 207V206H222ZM188 208V210L189 209H192L190 206H188L187 207ZM200 208H201V206H200ZM199 208V209H200ZM224 208V207H223ZM197 210L198 212H200V210ZM227 209V208H226ZM248 209V206L246 207V209L245 210H247ZM259 209V208H258ZM245 210H243L242 212H244ZM250 209H248V211H249ZM260 210V209H259ZM261 210H263V209H261ZM260 210V212H261V215H263L262 213H263V211H261ZM44 211V210H43ZM211 212H216V211H218V210H216V211H212V210H210ZM210 211H209V214H210ZM234 211H231V212H234ZM253 211H254V209H253ZM193 212V211H192ZM195 212V211H194ZM204 212V211H203ZM206 212V211H205ZM230 212V211H229ZM242 212H241V217L239 218V219H241L242 220V222H243V219H244V216L246 215H242ZM43 212L41 211V213L39 212V214H42ZM238 213V212H237ZM240 213V212H239ZM238 213V215H240ZM246 213L248 214V213H250V211L249 212H247L246 211ZM254 213V212H253ZM45 214V213H44ZM194 214H197V212H195ZM203 214V213H202ZM232 214V213H231ZM234 214V213H233ZM250 214H252V212L250 213ZM258 214V213H257ZM204 215V214H203ZM208 215V214H207ZM236 215V214H235ZM235 215H234V217H235ZM237 215V216H238ZM260 215V214H259ZM44 216H46V214L44 215ZM42 217V218H45V217ZM48 216H49V218L50 217H52V215H47V217L46 218H48ZM226 216H228V217H230L231 215H230V213H229V215H226ZM243 216V217H242ZM248 216L250 217V215L248 214ZM248 216L246 215V217H245V223L247 224L248 223ZM53 217H54V215H53ZM52 217V218H53ZM254 216H251L250 218H253ZM45 218V219H46ZM48 218V220H50ZM257 218V217H256ZM261 218H262V216H261ZM54 219V218H53ZM52 219V220H53ZM260 219V218H259ZM47 220V221H48ZM257 220H258V218H257ZM262 220H264V218H262ZM262 220H260V222L262 221ZM257 222H259V221H257ZM245 223H243L244 225H245ZM247 225H249V223L247 224ZM247 225H245V230H246V228H247ZM243 226V225H242ZM250 226V225H249ZM23 227V228H22ZM244 227V226H243ZM243 227L241 228V230L243 231ZM249 228V227H248ZM2 229V228H1ZM227 229V228H226ZM20 230V231H21ZM45 230V229H44ZM1 231V230H0ZM227 231V233L229 232L228 230H226ZM225 231V232H226ZM246 231H248V232H246V234H245V232L244 233H242L241 231H239L241 234L240 235H242V234H244V235H242L243 236V238L244 239H246V237H245V235L248 237L249 236V234L250 233H252V232H250L249 233V231H251V229L249 230H246ZM225 232H223V233H225ZM230 233H231V231H230ZM249 233V234H248ZM191 235H194V233L193 234H191ZM191 235H188V236H191ZM225 235V234H224ZM229 235H231V234H228V236ZM239 235V236H240ZM232 237L233 236H235L234 234H232L231 235ZM192 237V236H191ZM226 237V236H225ZM192 238H195V237H192ZM228 238V237H227ZM234 238V237H233ZM238 238V237H237ZM241 238V237H240ZM240 238H239V240H240ZM224 239V238H223ZM225 240V239H224ZM234 240H236V237H235V239ZM231 241H232V238H231ZM114 245V244H113ZM112 245V246H113ZM114 249V248H113ZM256 252V251H255ZM254 252V254H253V256L250 258V257H248V259H246L247 260V263L249 262V260H252V259H255L258 263H259V261H260V259H261V262L263 261V258L262 257H264L263 255H262V252L260 253V251H257L258 253H255ZM256 256H257V258H256ZM258 259V260H257ZM242 261V260H241ZM245 261V258L243 259V263H245L244 262ZM260 262V263H261ZM242 262H241V264H243ZM259 263V264H260ZM246 264V263H245Z\"/></svg>",
	"mask_w": 264,
	"mask_h": 264
}]
</instances>
